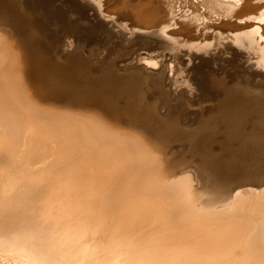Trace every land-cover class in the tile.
<instances>
[{"label": "bare ground", "instance_id": "6f19581e", "mask_svg": "<svg viewBox=\"0 0 264 264\" xmlns=\"http://www.w3.org/2000/svg\"><path fill=\"white\" fill-rule=\"evenodd\" d=\"M88 1L102 11V0ZM108 2L144 21L133 34L154 35L162 47L209 52L212 42L236 45L264 69V0ZM25 3L0 0V27L8 26L0 34V264H264V173L257 174L262 187L255 180L257 188L236 192L227 187L231 178L218 183L180 164L186 175L174 176L178 161L158 151L168 145L163 136L124 122L117 102L115 116L105 114L107 103L113 108L131 91L137 97L132 78L124 81L111 65L98 70L72 56L60 60L54 47L44 50ZM228 92L223 102L234 106L235 128L245 108L264 104V95ZM96 101L104 104L91 106ZM201 121L192 138L200 145L192 148L203 145L208 157L219 151L214 161L235 173L242 159L230 165L221 155L233 151L238 136H207ZM254 124L234 151L264 161V118Z\"/></svg>", "mask_w": 264, "mask_h": 264}, {"label": "rangeland", "instance_id": "374dc122", "mask_svg": "<svg viewBox=\"0 0 264 264\" xmlns=\"http://www.w3.org/2000/svg\"><path fill=\"white\" fill-rule=\"evenodd\" d=\"M17 1H23V3L26 2L25 6L27 7L25 8L28 10L31 24L36 27L38 34L41 33L39 34V37L42 38L41 41L45 38L41 43L42 47L43 45H47L45 48L43 47L44 50L54 47L56 49V55L60 60L66 56H72V60H82L98 70L102 69V67H107V69H109L108 66L111 65L110 68L117 70L118 73L120 71L119 74L123 76L124 81L132 78L133 83L129 86H134L133 84L138 85L137 88L140 94L137 92V97H135V93L131 91L129 92L130 94L132 93L131 95L127 93V98L123 97L118 101L113 100V102H111V104L113 103V108H111V106L109 107L110 103H107L108 108L105 114L107 113L109 116L111 113L110 116L113 117L115 114L112 115V111L115 113V110L121 107L120 111L124 114L120 113V115H125L123 118L121 117L122 120H126H123L124 122L131 123L133 120L135 122L132 123L142 124L144 130H146L151 136L154 135V133L157 135L158 139L160 138L159 136H163L162 138H165L168 142V145L166 146L169 147L166 148L165 146L162 149L159 148L158 151H160L159 153L161 154H169V158L178 161L176 168L174 167L173 169L174 176L175 174L178 175L180 173L182 174L178 176L186 175V173L191 174L194 169H197L198 172L202 170L201 172L205 171L206 175L210 174L209 176L212 178H217L216 180L218 183L221 181L227 182L229 178H231L233 183L227 187L233 189L235 187L234 190L232 189L235 192L239 188H243V185L250 187L255 180V184H259L258 182L260 180L257 179V174L264 173V161L255 160L254 157L248 153L239 154L234 151V149H236V147L238 149L241 142L244 143L245 140H247V137L251 136L255 125L254 122L264 118V104L261 105L259 103L260 106H257L251 102V106H248L240 113V124L235 128L229 124L231 118L234 117V106L230 105L228 102V104L223 102V100H225L224 96H226L228 91L236 93L237 96L238 93L243 90L251 91L255 93V96H259L260 98L264 95V69L259 67L255 60L250 56H247L246 53L239 49V47L236 45H230V49L227 44H224L225 48H227L225 50L223 44L219 45L216 44V42H212L213 44L211 46L214 49V45H216L215 50L210 47L212 50H209V52L190 50L187 47H183L184 49L179 47L173 50L168 49V47H162L161 44H159L160 38L154 35L149 33H144V35L140 32H136L137 35L132 33L134 27H138L139 24L140 27H144V21L140 22L137 19L135 20L133 15V18L131 16V19H129L127 16L128 14L126 15L128 9H124L120 2L109 3L108 0H99L98 3L101 1L102 3L100 2L99 4H102L101 6L104 5L101 11V9L98 8L99 6L96 7V4L94 5L88 0H37L38 5L36 4V0H29L30 2H28V0ZM112 3L115 5H112ZM34 4L40 6L35 9ZM114 6L116 8H114ZM110 8H112V10ZM98 9H100V11ZM103 9L105 12L107 9V12L104 13ZM102 12L106 15L110 13L112 17L115 16L113 17L114 20L106 18ZM124 13L126 17L123 15ZM117 16L118 19H121L118 20ZM116 20L119 21L120 24L117 23ZM114 23H117L116 26ZM200 24V22H197V25ZM195 25L196 24L193 26ZM1 26L2 28L0 27V29H4L0 34L4 33L6 35L8 26ZM45 41L50 43V45ZM218 50L219 52L222 50L224 54L220 52L223 55H217L216 53L219 54ZM182 52H184V54ZM151 62L154 64L151 65ZM254 64L256 65L254 66ZM123 67L127 69H124ZM133 75L137 77H134ZM37 79L39 80V78ZM130 80L131 79H129V81ZM137 80L138 84H136ZM217 86L219 87V90ZM115 102H117L115 105H118V108H115ZM85 103L86 106L91 105L89 102ZM93 103L91 106L95 105L96 108L99 106L102 107L104 104L98 101ZM97 104H99V106ZM80 105L82 106L83 103ZM114 108L115 110H113ZM127 113L129 115H127ZM129 116L131 117V121L127 118ZM201 120H205L204 130L207 136L224 133H226L225 135L236 134L238 136L236 140L231 141L233 149H230L233 151L225 152L221 155L223 162L225 160V162L230 165H232V161L235 157L242 159L238 162V166L235 169L237 171H235V173L227 172V170L222 168L220 169L219 163L217 165L216 161H214L216 158L212 155L217 154L219 151H214V153L211 152L212 154H209L211 157L205 156L202 152L203 145H201L199 149L198 145L200 144L194 142L195 140L192 139L194 138L193 133L198 132V129L201 127L203 122ZM150 125L151 127L153 126V128H151ZM152 132L153 134H151ZM152 137L155 138L156 136ZM203 142L204 141L201 143ZM192 144L198 145H195L196 148H192ZM213 145L214 146H211V148L215 149L218 144L215 143ZM168 148L170 149L168 150ZM198 149L199 151H196ZM192 151L194 153H192ZM176 157H178V159ZM178 164H180V167L182 168L185 167L184 170L186 173L182 172L183 169L181 168L182 171H180ZM201 164H204L203 167L205 168L208 165L210 166L207 167L208 169L200 168L202 167ZM195 165L198 168H195ZM230 173L232 175H230ZM213 174L215 177L212 176ZM219 176H225V179ZM260 184L258 185L260 187L264 185L261 181ZM256 186L254 187L253 184L251 187L257 188L258 186ZM230 189L229 191L232 193L233 191Z\"/></svg>", "mask_w": 264, "mask_h": 264}]
</instances>
